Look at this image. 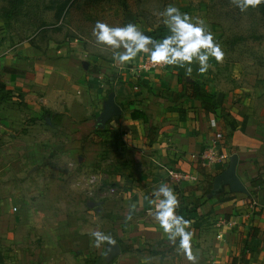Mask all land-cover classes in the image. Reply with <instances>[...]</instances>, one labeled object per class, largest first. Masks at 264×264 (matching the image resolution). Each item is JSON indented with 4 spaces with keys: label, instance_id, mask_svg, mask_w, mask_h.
Wrapping results in <instances>:
<instances>
[{
    "label": "crops",
    "instance_id": "crops-1",
    "mask_svg": "<svg viewBox=\"0 0 264 264\" xmlns=\"http://www.w3.org/2000/svg\"><path fill=\"white\" fill-rule=\"evenodd\" d=\"M3 23L0 16V134L20 128L18 136L26 135L40 125L61 129L69 140L64 152L96 170L99 186L101 179L110 182V193L99 187V198L92 195L86 205L106 219L111 242L119 247L114 260L192 264L154 218L155 192L165 184L177 196L178 214L190 222L196 264H264V188L250 184L264 178V80L234 89L223 83L222 90L199 75L195 62L191 71L167 65L139 70L145 53L126 64L113 60L109 69L92 68L79 45L56 41L51 30L19 39ZM191 81L212 93L235 129L223 112L206 111L191 95ZM111 92L120 113L101 127L98 117ZM212 145L226 154L225 168L237 156L245 193L225 184L212 192L214 167L224 166L201 164L200 155ZM170 169L197 179L174 183ZM108 243L106 262L112 259H106Z\"/></svg>",
    "mask_w": 264,
    "mask_h": 264
},
{
    "label": "rangeland",
    "instance_id": "rangeland-1",
    "mask_svg": "<svg viewBox=\"0 0 264 264\" xmlns=\"http://www.w3.org/2000/svg\"><path fill=\"white\" fill-rule=\"evenodd\" d=\"M168 6L203 20L223 51L221 61L210 58L208 71L199 74L208 77L210 86L229 83L234 89L264 80V16L250 7L240 11L235 0H19L15 8L0 0V16L15 38L51 30L56 41L79 45L92 68L109 69L113 52L96 43L95 22L134 23L161 39L168 30L160 13ZM36 129L19 136L20 128L0 134V264H140L106 262V241L97 245L92 236L97 231L111 236L102 214L86 205L92 195L99 198V187L110 193V182L101 179L99 186L96 170L83 168L77 154L64 152L70 150L64 146L69 140L61 129ZM12 133L17 138L10 140Z\"/></svg>",
    "mask_w": 264,
    "mask_h": 264
},
{
    "label": "clouds",
    "instance_id": "clouds-1",
    "mask_svg": "<svg viewBox=\"0 0 264 264\" xmlns=\"http://www.w3.org/2000/svg\"><path fill=\"white\" fill-rule=\"evenodd\" d=\"M260 3H264V0H235L240 11ZM160 15L164 18L163 23L168 34L159 40L140 31L134 23L110 26L96 21L92 35L97 44L110 48L113 59L121 64L132 61L139 53H145L153 65L184 67L186 71H191V66L195 62L198 65L197 71L203 74L210 67V58L218 62L222 60L224 53L219 44L214 42L213 34L203 20L194 21L191 16L181 13L174 6L166 7ZM155 196L159 203L155 206L154 218L163 233L192 264H196L198 257L192 250L193 232L189 227L190 222L177 212L179 202L175 192L171 187L161 184ZM92 236L97 245L106 240L111 242V237L98 231L93 232Z\"/></svg>",
    "mask_w": 264,
    "mask_h": 264
},
{
    "label": "water",
    "instance_id": "water-1",
    "mask_svg": "<svg viewBox=\"0 0 264 264\" xmlns=\"http://www.w3.org/2000/svg\"><path fill=\"white\" fill-rule=\"evenodd\" d=\"M83 65L85 68L87 67V63H84ZM186 80L190 81L188 76L186 77ZM119 113L120 109L114 101V94L111 92L108 94L107 99L104 101L102 112L98 117V125L102 127L105 121ZM236 161L237 156L233 154L228 162L227 167L214 177L212 192H214V189H216L220 184L228 185L229 189L233 192H246L245 187L236 175ZM106 250V259L110 260L112 257L119 253L118 244L115 242H110L106 244Z\"/></svg>",
    "mask_w": 264,
    "mask_h": 264
},
{
    "label": "trees",
    "instance_id": "trees-1",
    "mask_svg": "<svg viewBox=\"0 0 264 264\" xmlns=\"http://www.w3.org/2000/svg\"><path fill=\"white\" fill-rule=\"evenodd\" d=\"M9 1H10L11 5L14 6V8L19 3V0H9ZM249 7L252 8V9H256L258 13H260L261 15L264 16V3H260V4H257L255 6H249ZM145 34L151 36L152 33H148L147 32ZM153 38L156 39V40H159L160 39V38H157L155 36H153ZM187 85L189 86V89L191 91V95L194 98L200 100L203 108L206 111H211L213 113L220 112V114H221V112H223V114L221 116H224L225 117L226 124H228V126H229V128L231 130L235 129V125H233L230 122L228 112L222 111L223 109L222 108H218L216 106V104L213 102L214 96L212 95V93L210 91L206 90L204 87L200 86L195 81L188 82ZM225 166L226 165L214 167L216 173L218 174V173L222 172L224 170ZM250 184H251V186H255V187L256 186H259V187L264 188V178H262L260 176H257L255 178L251 179ZM209 188H212V179L209 182Z\"/></svg>",
    "mask_w": 264,
    "mask_h": 264
},
{
    "label": "built area",
    "instance_id": "built-area-1",
    "mask_svg": "<svg viewBox=\"0 0 264 264\" xmlns=\"http://www.w3.org/2000/svg\"><path fill=\"white\" fill-rule=\"evenodd\" d=\"M159 65H153L150 60L143 59L141 62L138 63L137 69H146V68H155ZM211 123L213 124V118L210 119ZM200 160L202 165H209V166H215V165H224L225 161L227 160L226 154L218 150L215 145H212L208 147L206 150L203 151V153L200 155ZM168 177L170 180H172L174 183H182V182H193L196 181V176L184 172V171H178L170 169L168 170ZM95 180L94 176H91L89 179L90 183H93Z\"/></svg>",
    "mask_w": 264,
    "mask_h": 264
}]
</instances>
